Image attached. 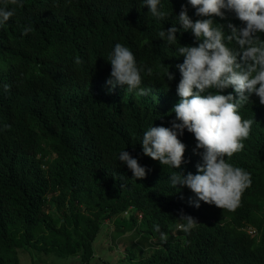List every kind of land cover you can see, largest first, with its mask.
Wrapping results in <instances>:
<instances>
[{
	"label": "trees",
	"instance_id": "trees-1",
	"mask_svg": "<svg viewBox=\"0 0 264 264\" xmlns=\"http://www.w3.org/2000/svg\"><path fill=\"white\" fill-rule=\"evenodd\" d=\"M163 3L172 15L157 21L141 0H24L0 27V264H19L21 247L88 263L101 225L112 218L117 231L160 241L138 264H264V105L255 94L239 110L254 121L244 148L226 157L252 178L236 209L196 208L190 189L170 186L172 172L195 174L202 162L193 133L178 137L186 145L181 169L143 154L144 131L170 127L175 118L176 66L184 59L176 49L197 46L191 31L178 32L171 46L158 37L187 0ZM190 13L200 19L188 5ZM27 26L32 31L24 35ZM116 43L153 69L142 75L141 86L152 89L147 96L106 85ZM168 68L174 80H167ZM123 149L150 169L145 178L134 179L118 161ZM181 210L198 222L190 234L178 227Z\"/></svg>",
	"mask_w": 264,
	"mask_h": 264
},
{
	"label": "clouds",
	"instance_id": "clouds-1",
	"mask_svg": "<svg viewBox=\"0 0 264 264\" xmlns=\"http://www.w3.org/2000/svg\"><path fill=\"white\" fill-rule=\"evenodd\" d=\"M24 0H0V27L16 14L17 7H23ZM148 12L157 21H164L172 13L165 9L163 0H141ZM188 5L200 17L193 21L188 14ZM234 13L244 22L242 26L230 23L227 18ZM215 19L224 20L223 23ZM179 25L180 27H177ZM31 26L23 29L27 35ZM191 31L197 46L181 45L176 49L177 57L183 56V63L176 67L180 72L177 85L179 102L171 109L175 118L170 127L150 125L141 140L143 154L168 165L181 169L186 145L178 137L185 130L194 134L197 141L194 154L201 157L196 173L172 172L168 176L171 187H184L194 193L189 199L191 206L199 208L201 202L214 204L222 209H236L242 193L251 186V173L234 166L226 160L242 151L243 141L249 137L252 119H244L240 108L251 101L255 94L264 105V0H187L181 5L172 26L160 30L158 37L167 45H175L177 33ZM111 65L106 85L110 90L124 87L128 93L147 96L151 88L142 87V75H150L153 69L140 64L133 51L124 44L116 43L108 53ZM79 63V60H77ZM175 76L167 69V80ZM236 93L223 94L225 89ZM4 125V128H7ZM118 161L127 166L134 179H143L150 171L142 166L125 149L118 153ZM125 177H121L123 180ZM183 221L178 227L185 233L197 226L198 222L181 210L178 218ZM159 232V225L156 226ZM166 242V236L161 233Z\"/></svg>",
	"mask_w": 264,
	"mask_h": 264
},
{
	"label": "rangeland",
	"instance_id": "rangeland-1",
	"mask_svg": "<svg viewBox=\"0 0 264 264\" xmlns=\"http://www.w3.org/2000/svg\"><path fill=\"white\" fill-rule=\"evenodd\" d=\"M117 221H119L118 218H112L101 225L93 242L94 254L88 263H82L76 255L61 257L54 253L39 252L36 249L21 247L18 248L19 264H138L143 254L150 247L159 244L158 239L139 240L138 235L135 236L134 230L125 232L124 229L119 228V230H123L119 234V230L115 229V222ZM138 245H141V251H136L135 257H126V254Z\"/></svg>",
	"mask_w": 264,
	"mask_h": 264
},
{
	"label": "built area",
	"instance_id": "built-area-1",
	"mask_svg": "<svg viewBox=\"0 0 264 264\" xmlns=\"http://www.w3.org/2000/svg\"><path fill=\"white\" fill-rule=\"evenodd\" d=\"M247 230H249V233H250L251 235H254V234H255V230H254L253 228L248 227Z\"/></svg>",
	"mask_w": 264,
	"mask_h": 264
}]
</instances>
